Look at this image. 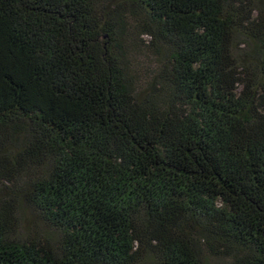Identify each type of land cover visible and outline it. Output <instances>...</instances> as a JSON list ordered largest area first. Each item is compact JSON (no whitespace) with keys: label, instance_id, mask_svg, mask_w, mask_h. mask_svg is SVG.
I'll return each mask as SVG.
<instances>
[{"label":"trees","instance_id":"trees-1","mask_svg":"<svg viewBox=\"0 0 264 264\" xmlns=\"http://www.w3.org/2000/svg\"><path fill=\"white\" fill-rule=\"evenodd\" d=\"M208 254L264 264V0H0V264Z\"/></svg>","mask_w":264,"mask_h":264},{"label":"rangeland","instance_id":"rangeland-1","mask_svg":"<svg viewBox=\"0 0 264 264\" xmlns=\"http://www.w3.org/2000/svg\"><path fill=\"white\" fill-rule=\"evenodd\" d=\"M150 40L151 38L149 35L141 36L138 34L136 36H130L131 52L137 68V77L139 79L140 85L142 86L147 85L151 79V76L157 72L159 65L161 64L160 53L149 45ZM247 49L248 46L245 44L241 45L238 48V51H246ZM208 261L210 264H222L227 262L223 258L212 255L208 256Z\"/></svg>","mask_w":264,"mask_h":264}]
</instances>
